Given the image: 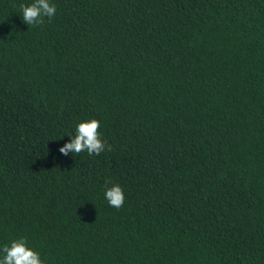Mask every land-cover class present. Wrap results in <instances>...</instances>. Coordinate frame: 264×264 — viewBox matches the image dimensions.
<instances>
[{"label": "trees", "instance_id": "1", "mask_svg": "<svg viewBox=\"0 0 264 264\" xmlns=\"http://www.w3.org/2000/svg\"><path fill=\"white\" fill-rule=\"evenodd\" d=\"M32 2L0 0V248L264 264V0ZM93 118L105 150L60 153Z\"/></svg>", "mask_w": 264, "mask_h": 264}, {"label": "clouds", "instance_id": "2", "mask_svg": "<svg viewBox=\"0 0 264 264\" xmlns=\"http://www.w3.org/2000/svg\"><path fill=\"white\" fill-rule=\"evenodd\" d=\"M22 19L28 25H38L43 23V18H52L56 13L54 4L50 0H33L31 4H21ZM100 122L93 118L83 120L76 126V133L71 136L70 142L64 144L60 153L67 155L69 152L79 154L87 151L89 156L99 155L105 150L106 141L101 139ZM111 150V145H108ZM107 184L108 181L106 180ZM105 198L109 205L115 208L123 206L125 196L122 187L119 184H112L106 188ZM0 264H43L39 253L28 246L26 238L20 237L13 239L10 245L6 244L0 248Z\"/></svg>", "mask_w": 264, "mask_h": 264}]
</instances>
